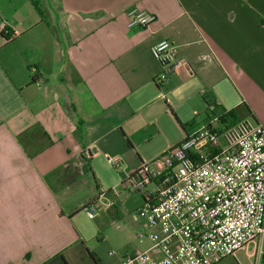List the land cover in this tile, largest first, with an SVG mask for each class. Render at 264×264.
Returning <instances> with one entry per match:
<instances>
[{
  "label": "crops",
  "instance_id": "obj_1",
  "mask_svg": "<svg viewBox=\"0 0 264 264\" xmlns=\"http://www.w3.org/2000/svg\"><path fill=\"white\" fill-rule=\"evenodd\" d=\"M132 10L157 20L130 27ZM163 39L179 66L159 83ZM232 108L264 125V0H0V264H108L62 204L85 174L45 176L93 144L131 175L138 133L174 119L182 141Z\"/></svg>",
  "mask_w": 264,
  "mask_h": 264
},
{
  "label": "built area",
  "instance_id": "obj_2",
  "mask_svg": "<svg viewBox=\"0 0 264 264\" xmlns=\"http://www.w3.org/2000/svg\"><path fill=\"white\" fill-rule=\"evenodd\" d=\"M130 15V27L157 20L154 13ZM152 53L163 83L179 66L178 45L163 39ZM220 117L129 175L133 188L155 186L138 209L151 224V245L118 264H217L245 249H252L250 264H264V125L244 117L227 127ZM86 208L93 218L95 207Z\"/></svg>",
  "mask_w": 264,
  "mask_h": 264
},
{
  "label": "rangeland",
  "instance_id": "obj_3",
  "mask_svg": "<svg viewBox=\"0 0 264 264\" xmlns=\"http://www.w3.org/2000/svg\"><path fill=\"white\" fill-rule=\"evenodd\" d=\"M244 112L241 110L238 114L242 115ZM160 125L163 127L160 134L152 135L143 131L135 136L136 141L140 142L138 149L146 163L152 162L176 146L184 136L174 119H162ZM195 125L200 123L195 122ZM92 146L95 151L91 162L93 173L87 172L79 185L72 186L62 195V204L76 214V224L82 228L86 237L91 238L90 247L98 251L103 261L114 264L121 253L140 252L151 245L148 236L152 231L151 224L138 214V209L144 202L143 193L154 190L155 186L150 184L140 190L133 188L128 183V155L116 157L112 153L111 157L119 159L114 163L98 145ZM61 180L60 183L53 180L55 187L66 183L63 178ZM100 194L104 195L101 201L97 200ZM92 205L96 211L94 217L90 218L86 206ZM140 233L145 235L141 237ZM251 259L254 258L249 257L245 249L239 253L238 258L229 256L220 261V264H250Z\"/></svg>",
  "mask_w": 264,
  "mask_h": 264
},
{
  "label": "trees",
  "instance_id": "obj_4",
  "mask_svg": "<svg viewBox=\"0 0 264 264\" xmlns=\"http://www.w3.org/2000/svg\"><path fill=\"white\" fill-rule=\"evenodd\" d=\"M33 79H36V78L34 77ZM220 119L225 126L229 127V126H232L235 123H237L239 120H241V117L237 114L235 108H232V109L224 112V114L221 115ZM91 157H92V154H90L88 158L90 159ZM88 158L87 159L84 158L86 162L84 163L82 168L73 169L70 166H68L67 168L57 169V170L47 174L45 176V179L49 182H52L55 179L57 182L60 183L62 181L61 180L62 178L65 180V182H68L69 177L70 178H78V177H82L87 172L93 173L91 164L89 162H87ZM62 170H63V172L61 173ZM53 188L57 189L55 187V185L53 186Z\"/></svg>",
  "mask_w": 264,
  "mask_h": 264
}]
</instances>
